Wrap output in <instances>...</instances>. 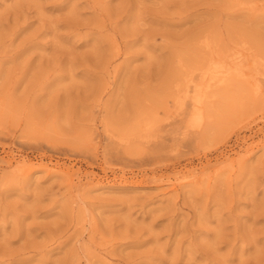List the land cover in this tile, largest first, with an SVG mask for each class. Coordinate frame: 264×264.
Wrapping results in <instances>:
<instances>
[{
  "label": "rangeland",
  "instance_id": "1",
  "mask_svg": "<svg viewBox=\"0 0 264 264\" xmlns=\"http://www.w3.org/2000/svg\"><path fill=\"white\" fill-rule=\"evenodd\" d=\"M0 264H264V0H0Z\"/></svg>",
  "mask_w": 264,
  "mask_h": 264
},
{
  "label": "bare ground",
  "instance_id": "2",
  "mask_svg": "<svg viewBox=\"0 0 264 264\" xmlns=\"http://www.w3.org/2000/svg\"><path fill=\"white\" fill-rule=\"evenodd\" d=\"M212 80V79H211ZM215 81V80H214ZM189 86V85H188ZM185 93V92H184Z\"/></svg>",
  "mask_w": 264,
  "mask_h": 264
}]
</instances>
